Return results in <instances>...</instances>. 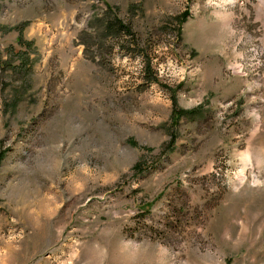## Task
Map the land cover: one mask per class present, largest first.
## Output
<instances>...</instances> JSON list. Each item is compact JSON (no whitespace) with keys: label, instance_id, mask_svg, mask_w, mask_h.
<instances>
[{"label":"rangeland","instance_id":"374dc122","mask_svg":"<svg viewBox=\"0 0 264 264\" xmlns=\"http://www.w3.org/2000/svg\"><path fill=\"white\" fill-rule=\"evenodd\" d=\"M0 264H264V0H0Z\"/></svg>","mask_w":264,"mask_h":264},{"label":"trees","instance_id":"16d2710c","mask_svg":"<svg viewBox=\"0 0 264 264\" xmlns=\"http://www.w3.org/2000/svg\"><path fill=\"white\" fill-rule=\"evenodd\" d=\"M110 27L112 28V30H118L119 32L123 31V32H129L130 30L129 29H126L125 26L121 25L120 23L118 24V22H115V23H109Z\"/></svg>","mask_w":264,"mask_h":264}]
</instances>
